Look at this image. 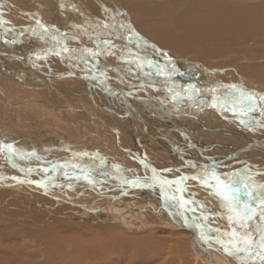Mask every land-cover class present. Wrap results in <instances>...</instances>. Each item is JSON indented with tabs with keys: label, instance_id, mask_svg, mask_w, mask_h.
<instances>
[{
	"label": "rangeland",
	"instance_id": "374dc122",
	"mask_svg": "<svg viewBox=\"0 0 264 264\" xmlns=\"http://www.w3.org/2000/svg\"><path fill=\"white\" fill-rule=\"evenodd\" d=\"M128 1H130L131 3ZM133 1L137 2L138 4L133 3L131 0H90V1L89 0H39V4H40L39 6H41V8L40 7L39 8H40V12L43 14V16L45 18H47V20L49 22L52 21V22L59 25L58 30H56L54 28V29H52V31H54L53 33L56 36H59V37L62 36V37H60L61 42H64L66 44L68 42H70V43L72 42L74 46H75V44L78 45L74 40H72L73 36L70 35L72 32H73V34L76 32L79 35H82L85 41H88L89 43L93 42V43L89 44L92 47L100 46V48H101V45H102L104 48H107L111 44L110 45L111 47H116L117 49L120 50L122 47V44L120 42H118L117 39L122 38V36H123V38H125L126 42H128V40H129L128 43L133 47V49H135V50L138 49L139 52L141 51L140 53L142 55H145L147 57V60H146L147 62H146L145 60L139 59V57L137 55H133V54L125 55L124 53L123 54L121 53V55L126 56L127 62L129 65L130 64L132 65V66L131 65L130 66L132 67L133 70L135 68L137 69V66H136V64H137V65H141L140 69L142 71H144V73L148 74L150 72L149 74L153 75V71L151 70L153 66L151 64H148V60H150V61L152 60L151 62H152V64H155L154 65L155 68L157 65L156 63H159L158 66L160 68L163 67L162 70L159 69V70L163 71V73H174L179 68L185 67V65L187 64V61L188 62L192 61V62H195L199 65L208 66L212 70H217V71L219 70L220 76L224 72L222 74L223 76H221V77L223 78V80L225 79V81H229V84H233V85L237 84L236 86H238V85L247 86V88L249 87L251 89L256 87L262 91L264 90V80H263L264 76H260V74L264 73V72H258L257 74H246L244 72L245 67L252 68L255 66H259V65H264V40L261 41V39H264L263 38L264 36L261 38V37H259V35L254 34L253 40L241 38L238 41H234L237 45H242L240 47H232L234 49L230 50V52L233 53L232 55H234L235 57L234 56L231 57V54L229 55L228 53H218L215 56H212L210 59L206 60V59H204L201 56H198L196 54L189 53L187 55H181V54H179L173 50H170L168 48L161 46L160 43L157 42L152 36L149 37L150 35L147 32H145V30H144L145 26L147 27V25L155 24L156 22H162L163 24H166V21L161 17V14H163L162 13V11H164L163 9L164 8L166 9L168 6H170L173 1L172 0H169V1L168 0H165V1L164 0H133ZM19 2L20 1H18V0L17 1L16 0H0V18L4 22V24H3L4 27L8 26L7 29L12 28L15 30V29H18V27H20V28H22V30L25 29L23 32H28L29 30L27 31V29H30V26H32L33 24L35 25V22H36L35 19H37V17H35L34 15L33 16L31 15L33 13H32V11H30L32 9L31 4H33V0H22L20 3ZM149 2H151L153 5L150 6ZM159 2H161V3H159ZM165 3H167V5ZM228 4H230V3H227L226 6H228ZM72 5H73V7H72ZM164 5H166L167 7L166 6L163 7ZM44 8H45L46 12L43 10ZM28 10H29V12H28ZM102 10L104 13L101 12ZM176 10H178V11L175 13H178L179 16L178 15L176 16L174 14V18L175 17L181 18L182 15L185 14L187 8L183 9L182 7H178V8H176ZM221 11H222V13L227 12L224 9L223 10L221 9ZM6 12L10 13L12 16L7 14ZM151 12H156V13L158 12V14H157V16L152 17V16L148 15V13H151ZM26 14H28L30 16H24ZM19 15L27 17L29 19V21L27 23H23L22 20L19 18ZM60 15H62V16H60ZM119 15H120V17H118ZM136 16L138 17V19ZM143 18H144V20H143ZM18 19H19V21H18ZM123 19H124V21H123ZM161 19H163V20H161ZM121 20H122V22H121ZM153 20L156 22H154ZM80 21H81V24L79 23ZM177 21L179 24L177 23ZM177 21L175 19V23H173L172 29H169L166 26H164V28H166L168 30V34L171 35L172 37H176L178 39H185L186 36L183 35V33L185 32V27H184V25H182V23H180L181 22L180 19H177ZM23 24L25 26L27 24V27L29 26V28H26ZM90 24H92L91 25L92 27L90 26ZM9 25H10V27H9ZM127 26L130 29H127L128 28ZM93 27H95V28H93ZM5 28L0 27V29H5ZM132 28L133 29L135 28V29L133 30ZM111 29H112V31L114 30L113 32L116 31L117 34L120 32L118 34L119 36L115 33L110 32L109 30H111ZM66 30L70 33L64 34V31H66ZM56 31H58V32L56 33ZM134 31H135V33H134ZM181 31H183V33ZM38 32L40 35L42 34L43 37H46V36H44V33L42 32V30H38ZM93 32H94V35H93ZM136 32H138V33H136ZM88 35H92L94 37H92V39H90L91 36H88ZM63 36H65V37L63 38ZM70 36H71V38H69ZM139 36H141V37H139ZM204 37H206V38L202 39L201 40L202 42H200V43L197 42V44L194 42L195 45L196 46L199 45V47L204 48L206 46L215 47V46L219 45L220 43H223L225 40H228V42H233V41H231L233 39L232 37H226V38H224L225 36L216 37V36H213V35H210L207 33L204 34ZM99 38H101V39H99ZM114 38L116 40H114ZM141 38H142V40H140ZM8 40L11 42H15V43L20 42V40L15 39V38L14 39L8 38ZM105 41H106V43H105ZM237 42H239V43H237ZM107 43H108V45H107ZM115 44H116V46H115ZM151 44H153V47L151 46ZM156 45L161 47L162 49L154 47ZM244 45H247V46H244ZM79 46L80 45H78V47ZM147 46H148V48H147ZM141 48H143V50ZM154 48L155 49L157 48L160 52L154 50ZM237 48H238V50H237ZM148 49H150V51ZM152 49L156 52H154ZM165 49L168 51H166ZM122 50H124V49L122 48ZM42 51H44V50H42ZM162 51L164 52V54ZM166 52H168V54ZM155 53H157V54H155ZM116 55L118 56L119 54L117 53ZM121 55H119L118 57H120ZM159 55L161 58L157 57ZM173 55H175L176 57L179 56L180 58H182L181 62H178L176 60L177 58ZM48 56H52V55H48ZM150 56L152 57V59H148V57L151 58ZM153 56H154V58H153ZM118 57L109 58V60H111V62H112L111 63L112 65L106 64V67H107L106 70H108V72H109V71H111L112 68H113V70H115L118 67L119 70H122V71H119V75L123 74L122 75L123 77L121 76L122 78H124V77H125V79L129 78L130 79L129 83H131L132 85H138L137 88H142L145 90L148 89L147 90L148 93L154 98V99L148 98V96H146V94L144 92H141L140 90H136V92H135V91H133L134 89L133 90L130 88H128V89L124 88L123 89L124 91H126L128 93L135 92L134 95L137 96V98L140 97L139 100H141L143 98V96L146 97L143 99L147 100L146 101L147 105L150 104V106H149L150 109H149V107L147 105H145L144 102H142V101H140L142 103L136 102L137 100L136 101L133 100V97H131V96H126L125 98L122 97L125 100H128V101L130 100L131 103L133 102V105H135V103H136V105L137 104L139 105V103H140V104H144L146 106L145 107L146 109L141 105H140V107L138 106L140 111L139 110H137V111H138V113L140 112L139 116L141 118H143L145 120V122L147 121L145 127H147L148 131H150V134L153 135V137H155V139L151 138L144 130H142L140 128L142 130L141 131L142 132L141 133L142 139L144 140L143 145H146L144 147V149H145L146 154H147L149 160L151 161V163L158 168L160 166L159 169L162 168L161 169L162 172H165L162 175V176H164V178L168 177L170 179H174V178L186 176L185 171L181 170V173L178 172L179 174L178 173L174 174L175 172L172 171V170L176 169L175 166L180 165V162L178 161V158H180V156L185 158V160H187V158H188L190 163H192V162L197 163V159H198V162H201V163H209L210 162V163L214 164V163H216L217 160H221L222 158L227 157L228 153H233L234 150L240 149V147L243 146V143H245V141H253L255 139V138L253 139V137L249 134V140L247 138H245L244 139L245 141H244L243 138H241V140L239 141L240 138H238V136H235L236 139L233 140V138L231 137V135L228 132V129L224 128L223 126H230V128H233V127L239 128L240 126H237L234 121H231V122H233L235 124V126L232 124H228L229 122H228V120H226V117H228V116L226 114L224 115L223 119H220L219 117L214 118V119H218L219 121H214V123H212L210 121L211 118H209V116L214 114L215 117H217L216 116L218 114L217 112L220 113V111L221 112L224 111L223 109L221 110L220 108H218L217 105H213V106L215 109H218L220 111H218V110L212 111V112L210 111L211 112L210 113L208 110H206V108L200 107L199 104H185V105L182 104V102L184 101L182 98H180L182 102L181 103L178 102L175 98H173L171 96L169 91L165 90L166 88L170 89L176 95H181V96H183V98L184 97L187 98V97H191L194 94V93L192 94V92H194V91L191 88L195 89V87L190 86L189 87L190 89H188V90H187V87H184L183 89L179 88L175 84L176 81H174V80L172 81V79L171 80L170 79L169 80L168 79H162V80L158 79V81L161 80V82L160 81L158 82L157 80L153 81V82H150V81L148 82V81L144 80L145 83H148L150 85H153V83H155L157 85L160 84L159 86H161V83H162V85H164V87H166L165 89H162V90L158 89V88H154L152 90V89H149L146 85L139 86L140 83H143L144 81H141L142 80L141 78H139V79H138V77L136 78L132 74V71L129 73L128 69L125 68L124 65H122L121 68H120V65L119 66L116 65L117 61H115V60L121 61L118 59ZM134 57L136 59H134ZM163 57H164V60H163ZM244 57H246V58H244ZM82 58L88 59L89 57L87 58V56L85 54H83ZM168 58H169V60H168ZM238 58H240L242 60H240V59L238 60ZM157 59L160 60V62L157 61ZM165 59H167L166 61H174V63L173 62H171V63L167 62V63H165V65H162L161 63H163L165 61ZM50 60L53 61L51 63H54V59L52 57H50ZM112 60L115 62H113ZM131 60H133V61H131ZM138 60H140V62ZM12 61L16 62L17 60L14 59ZM100 61H101V59H100ZM129 61L132 63H130ZM0 62H1V64L4 65L5 68L9 67L7 69L10 70V64H8L7 61H5L2 57H0ZM48 62H49V60H48ZM169 63H170V65H169L170 67H167L166 65H168ZM23 64H26V63H23ZM38 64L41 65V62H39ZM142 64H143V67H142ZM146 65H148V67ZM60 67L61 66H59L58 68H60ZM49 68H54V69H49L51 71H53V70H54V72L58 71L57 69H55L56 68L55 65L50 64ZM83 68H84V66H78L79 71H81V72L84 71V72L89 73V71H87L86 68L85 69H83ZM146 68H147V70L149 69L148 72H147ZM165 68L167 69V71ZM46 69L47 68H45V70ZM60 69H62V67ZM234 70L235 71L238 70L237 76L235 78L231 73H229V72H235ZM123 71H125V72H123ZM192 71H194V70H192ZM112 72L113 71L109 72L111 76L113 74L117 75L116 72L115 73L114 72L112 73ZM201 73H202V71H201ZM154 74H155V72H154ZM29 77L30 76L27 77V79H28L27 81H25L24 79L19 80L18 78H13L11 76H7V74L5 75V73L0 71V109H1L0 110V120H1L0 121V139L4 141V143H3L4 146H7V147L11 146L10 150H8V151H10V153L13 152V155L15 154L13 156L14 162L11 163V162H9V161H11L9 158V155H5L4 154L5 151L0 149V153H1L0 154V162H1L0 168L2 167V165L6 164L8 166V164H10L8 167L6 165L3 166L1 168L2 171L0 170V172L1 173H9V174L12 173L14 175V177H17V178L23 179V180L33 179V180H35V182H37V181L44 182V186L42 188H45V187L48 188V186H50L48 188V191L50 190L49 192H50V195L53 196L52 197L53 199L50 200V199H48V197L44 196L43 194H40V195L39 194H33V193H30V190H26L25 191L26 195H24L26 198L23 196L22 193H15L14 192L12 194L13 195V196H11L12 199H9L10 202H7V207L10 208L8 211L5 210L0 205V217H1V219H0V232L2 230H5L4 234H2V233H0V234L2 236H4L3 241H2L4 243V246H5V244H9L10 241L12 240V243L14 242V244H17L21 248L22 247L21 244H18V243H20L21 240H23V238L25 236L27 237V233L21 232V228L18 226L15 227L14 224H13L14 226H12V228L13 229L15 228V230H18V231L16 232V234L12 233L11 230L7 229V227L9 225L5 227V222L2 219H6L5 221H7V222L10 221L11 223L15 222L16 225H21V226H23L29 230L30 229L36 230V229L40 228L42 230V233L40 234L41 237L48 242H51L53 233L56 234L54 237L53 243H55L56 240L59 237H61L64 240L63 244L67 246L65 248V250H69V253H71L69 264H73L77 261L80 264H155V262H157V261H161L160 262L161 264H212V263H209L210 262L209 259L208 260L206 259L208 262L207 263L205 261L204 257L202 258V260L200 258L198 259L197 257H194V256H196L195 254L198 253V251L200 252V250H198V248H196V247H198V241H196L193 238L191 232L182 223L181 218H180L177 210H175L173 208V206H171L170 203H167V202H169V199L160 198L162 200L158 201L156 195L154 196L155 198L150 197L149 195H151V194L148 195L147 193H149V192L146 193L147 190L137 192V190L133 189L134 190L133 191L132 188H130L127 185L124 186V184H118L114 180L112 181V180L105 178L103 176L104 173L101 171L100 167L97 168L95 163H93L91 161L85 162V161H81L79 159H75L72 157V155H70V153L66 154V152H63L61 150H57V149L51 150L50 149L52 146L50 144L59 146L60 142H64L69 147L74 148V150H77V151H80V150L95 151V153H97V154L104 155V156L108 157L111 163L117 165V167L120 170H122L123 175L127 179L142 180L145 178L144 173H141L143 171V168L141 167V164L138 161L136 155L129 154V151L131 150V148L129 149L130 145H125L124 143H122V145L126 146V148H127V151H124L122 148L119 147V145H117V142L120 140L124 141L125 139H123V138L121 139V137L117 138V136L114 137L111 134L112 130L107 128V127H110V128L113 127V128H115V130L117 129V130L123 132L122 121L120 119H116V116L114 117V115L108 114L105 111H102L98 107V105L87 94H85L86 92L85 93L83 92V91H85L84 89H81V88H83L82 87L83 81L80 80L79 81L80 83H77V81L74 80L75 84L79 86V88H78V86H76V89L74 90V92H72L73 91L72 86H70V85H68V87L65 86L66 81L60 82V83H63L62 84L63 89L60 88V90H61L60 92L52 91V92H55V95L52 94V92H51V95H49L48 91H46L45 88L39 87L37 85V84H39V82H37V81L34 82L37 84L32 86L30 82L34 81V80H31ZM182 78H184V77H182ZM44 79L46 81V77L43 78V81H44ZM65 79H67V78H63V79H59V80L57 79L54 81L55 82L56 81H63ZM69 79H76V78H69ZM167 80L170 82H168ZM21 81H23V82H21ZM230 82H232V83H230ZM28 83L30 84V87H29ZM95 85H97V87H100L98 84H95ZM25 86H26V88H25ZM68 88H70V89H68ZM198 88L200 89V87H198ZM240 88L243 89L242 87H240ZM95 89L99 90L98 88H95ZM184 89H186V90H184ZM245 90L248 91V89H245ZM100 91L101 90L97 91V93L95 95L96 96L101 95L102 93L100 94ZM201 92H202V90H201ZM72 93H75V94L73 95ZM226 93H227V91H226ZM201 94L204 95V92ZM230 95H231V93H230ZM107 96H108V93H107ZM222 96L218 95L217 97L220 100L222 98ZM199 97H201V96H199ZM109 98L110 97L108 96L107 99H109ZM260 98H261V94H260ZM32 99H33V101H32ZM162 99L166 103V105H164V106L161 104V101H160ZM165 99H167V100H165ZM41 100H43V101H41ZM55 100H58V101L56 102ZM104 100L105 101H104L103 106L105 105L104 107L111 108L110 103L107 102L106 99H104ZM208 100H210V99H208ZM54 101H55V103H54ZM60 101H61V103H60ZM63 101H64V103H63ZM148 101H153L154 103L148 102ZM206 101L207 100H204L203 103H206ZM263 101H264V99H263ZM207 102H209V101H207ZM80 103H82V105L83 104H85V105L82 106ZM228 103H230V102H228ZM231 103L235 104L233 102H231ZM58 105H60V106H58ZM188 105L190 108L188 107ZM29 106H30V109H29ZM85 106H86V108H85ZM181 106L183 108H181ZM2 109L5 112H3ZM80 109L83 111H86L91 116L90 115L85 116V114H83L81 111H79ZM54 110L55 111L57 110V111L55 112ZM58 110H60V111H58ZM67 110H70V112L71 113L73 112V113L70 114L69 111L67 112ZM141 110H142V113H141ZM155 110H157V111H155ZM144 111H145V113H144ZM176 111L177 112L180 111L179 114L176 113ZM152 112L154 114H152ZM99 113L100 114L102 113V114L100 115ZM57 114H59V116H55ZM168 114H170V115H168ZM128 115L130 117L132 116L135 119V121H137L136 118L132 115V113H130ZM189 116H191V117L189 118ZM201 116H203V117H201ZM3 117H5V118H3ZM100 117H101L103 123H102V121L98 122V119H100ZM154 117H155V119H154ZM174 117L177 119H175ZM168 118H169V120H168ZM179 118H181V120ZM202 118L204 119L203 121H202ZM165 119H167L166 121H168L169 123L166 122ZM199 119H200V121H199ZM51 120H52V123H51ZM48 121L50 122L49 124L47 123ZM104 122H106V123H104ZM148 122L150 125L148 124ZM159 122H162V125ZM246 122L247 121H245V123ZM167 123H168V125H167ZM157 124H158V126H157ZM175 125L176 126L178 125V126L176 127ZM10 126H12L14 129H12ZM43 126L45 128H43ZM52 126H55L54 127L55 129ZM104 126H106V127H104ZM137 126H138V122H137ZM171 126H173V127H171ZM185 126L186 127L188 126V128H184ZM15 127H17V128H15ZM159 127H162V128H159ZM174 127H176L181 132L182 131L185 133L187 132V136L189 134V137H187V139H185L186 138L185 133L181 134V133H174L173 131L172 132L169 131V130H173ZM195 127H197V128H195ZM217 127H218V129H217ZM25 128L27 130H25ZM149 128L152 130H150ZM124 130L126 131V128H124ZM44 131H52V134L50 132H44ZM153 131H154V133H153ZM168 131L170 132L171 135L168 134L169 133ZM166 132H168V133H166ZM19 134H21V135H19ZM33 134H35V135H33ZM56 134H57V136H56ZM191 134H192V136H191ZM207 135H209V136L207 137ZM1 136H3V137H1ZM19 136L20 137L22 136V137L20 138ZM46 136H49L51 138L54 137V138L50 140L49 138H46ZM204 136L208 140L203 138ZM62 137H63V139H61ZM148 137H150V139L152 141L149 140ZM161 137H169L170 140L172 139L171 141H172V143H174L175 149L177 150L179 148L177 151L179 156L176 154V152L172 151V148L169 144L164 142V140H161L162 139ZM39 138H41L42 140ZM94 138H96V139H94ZM14 139H16V140H14ZM57 139H59V140L56 141ZM93 139H94V141H93ZM180 139L181 140L183 139V140L181 141ZM34 140L36 142H34ZM54 140H55V142H54ZM8 141H9V143L13 144L14 146L9 144ZM20 141H21V143H20ZM32 141H33V143L31 144L30 142H32ZM108 141H112V143L108 142ZM160 141L163 143H161ZM237 141H239V142H237ZM190 142H192L191 145H190ZM212 142H214V143L212 144ZM232 142H234V143H232ZM146 143H148V144H146ZM205 143H207V144L204 145ZM60 144H62V143H60ZM150 144H152V145H150ZM161 144H163V145H161ZM112 145H113V147H111ZM202 145H204V146H202ZM215 145H216V147H215ZM210 146H211V148H210ZM22 148H23V150H22ZM34 148L40 149L41 153H36V152L33 153L32 150ZM126 148H124V149L126 150ZM13 149H14V151H13ZM118 150H120V151H118ZM197 151H198V153H197ZM247 151H249V150H247ZM247 151H245V152H247ZM191 152H192V154H191ZM16 154H17L18 158H15V157H17ZM163 154H165V157ZM206 154H207V156H206ZM210 154H211V156H210ZM213 154H215L216 157L213 156ZM35 155H37V156H35ZM170 155L173 157L171 158ZM187 155H188V157H187ZM26 156H28L29 158ZM5 158H7V159H5ZM238 158H239V156H238ZM8 159H9V161H6ZM248 159H250V158H248ZM3 160H4V162H2ZM32 160H34V161H32ZM204 160H205V162H203ZM96 162H97L98 166L100 165L102 168L101 164H103L104 162L102 163V160H100V159L96 160ZM251 162H253V160ZM17 163H19V164H17ZM228 163L229 162H227V164ZM15 164H17L15 166L17 168L13 167ZM223 164L224 165L222 167L221 166H219V167L217 166L215 168L213 167L209 171L210 172L224 171L227 173H232L231 171H232L233 167L226 166L227 165L226 163H223ZM241 164H243V165H241ZM103 165H104L103 167H105V170L107 171V173L110 176H114V173L105 164H103ZM165 165H166V167H165ZM167 165L168 166L170 165L169 166L170 168ZM87 166L90 167V169ZM173 166H174V168H172ZM235 166H236V168H240V167L246 168V171H243V172L241 171L242 174L240 173L241 174L240 178L244 182L251 183L252 181H257L258 184L261 183L259 185H264V182H263L264 181V174H260V175L258 174V175H256L257 177H255V175H254V176H252V178L245 179L247 177H244V176L246 175L247 172L249 174H251L254 171L252 169V167H250L248 164H245L242 162L237 163V165H235ZM235 166H234V168H235ZM7 168H9V169H7ZM204 169L206 170V167ZM235 170L238 173L240 172V171H238V169H235ZM131 172H134V173H131ZM263 173H264V171H263ZM101 174H102V176H101ZM86 175L91 180V183L89 182V179L84 178ZM135 175L141 176V178H138ZM65 176H69V178H71V179L68 178V180H67V178H65ZM234 178H235L237 183H235L234 180L232 181L230 176L226 177V179H224V180L222 179L221 181H224L223 183L227 182L226 184H232L235 188H238L239 193L237 194V198L241 201V203L244 204L247 201V200H245L247 197L246 198L244 197L245 196V194H244L245 188H244V184H242L243 181H241L237 177V175ZM260 178H261V181L259 180ZM102 179H104V181ZM105 179H107V181ZM204 179H206V181L204 180L205 182H207L206 184L211 185L213 183L212 186L215 185L213 188H215L214 190H216V191H212L210 189L201 187L198 183V178L191 179V181L189 179L186 181V183L185 182L183 183V186L185 187V189H187V196H185V198L187 199V200L185 199V207L187 208V217L190 220V222L195 226V228H194L195 233L198 236H200V234H202V233L206 234L205 236H207V235L208 236L209 235L217 236L218 234L216 232L212 233L210 229L200 228L197 226L199 224L205 225V226H210L211 224L214 223V226H217L216 229L219 230V237L220 238L223 237V235H221L220 233L221 232H227V229L224 227H221L220 221H219L220 217H218V215L216 213H213V210H215L216 212L217 211L218 212L220 211V213L223 212V215L225 214L223 217L224 223H226L227 225H228V223L234 224V226L237 227V229H239L243 235L242 223L240 221L236 220L235 218H234V220H236V221L229 219V216L231 214L229 207L225 203H222V202L219 203V202L212 199V197L217 198V195H218V193H216L218 187H217V184H215L216 183L214 180L215 178L206 177ZM208 179L210 181H207ZM262 179H263V181H262ZM100 180H101V182H100ZM211 180H212V182H211ZM248 180H250V181H248ZM146 182L145 183L143 182L144 186H148L149 182L147 184H146ZM54 183L58 184L59 186H51V184L53 185ZM149 184L151 187L148 186V188L150 191H154V194H155V190L157 191V189H155V188H158V190L160 189L154 183H149ZM32 186L38 188V186H34V185H32ZM128 187H129V189H128ZM153 187H155V188H153ZM173 188H171L172 192H170L171 194L170 193L169 194L172 197H176V199H173V204L175 206H177L178 205L177 202L179 201L178 200L179 198L177 196V193H175V191L173 190ZM51 190H52V193H51ZM58 190H59V193H57ZM135 191L137 193H139V192L140 193L135 194L134 193ZM157 192H158V194H161L160 193L161 191H157ZM205 192H206V194H205ZM208 192H210V193H208ZM124 193H126V194H124ZM207 193L210 195H208ZM204 194H205V196H204ZM51 196H50V198H51ZM132 196H133V198H132ZM210 196H212V197H210ZM35 197H39L43 200H38ZM28 199H30V201ZM135 199H137V200H135ZM1 201H2V199L0 198V203H2ZM188 201H190V202H188ZM197 201H199V203ZM208 201L210 203H208ZM39 202L48 203V204H45L46 205L45 206V209H46L45 212L46 213L49 210V211H53V212L59 211V214L53 215V217L49 216L47 218L41 219V222H38V221L32 222V220H33L32 216H34V218L37 217L38 220H40V216H38V215L42 214V213H39L40 209L38 208L39 205L37 204ZM51 204H53L54 206H52ZM27 205L32 210L31 212H27V210H25V206H27ZM242 206L243 205H241L239 207V208H241L240 209L241 211H243ZM210 207H212V208H210ZM223 207H224L225 212L223 211ZM207 209H209V210H207ZM190 211H192V213ZM226 213H227V215H226ZM19 215H23L24 218L22 216H19ZM165 215L167 218L165 217ZM200 216H202L203 218ZM226 219H228V220H226ZM262 219L263 218H260L258 220V222H256L257 224L253 225V227L256 230L260 231V230L264 229V227L262 225V223H263ZM206 222H208V224ZM211 227H213V225H211ZM50 229L53 231L52 234L48 233V230H50ZM200 230L202 231V233H200ZM218 230H217V232H218ZM208 231L212 234H210ZM233 232L234 231H232V233ZM232 233H230V235H231L230 241H234V242H230L229 240H227L228 242H230V243H227L228 246L232 245V246H229L230 249L231 250L233 249V251H236V255L239 256V258L246 260V261H249L251 263L250 260H252L254 255L252 256V251L250 250V248L246 247L245 243H243V240L240 239V237H242L240 235V232L238 233L239 234L238 238L241 241L239 239H237L236 237H233ZM245 234H246L245 236L250 238V240H254V241L257 240L258 241V242L257 241L252 242L253 244H251V245L256 244L258 246V248H260L259 247L260 240H258L259 238L256 237L255 234H253V233L251 234L250 232L248 234H247V232H245ZM18 235H19V237H18ZM17 237L20 238V240ZM28 237H29L30 242L36 241L38 239V237L34 236V235L28 236ZM253 237H254V239H253ZM8 238H11V240H8ZM192 239L194 241H191ZM235 241L237 244L235 243ZM238 241H239V243H238ZM129 242H131V244H130V246H127V245H129ZM231 243H233V244H231ZM31 244L32 243H29L26 246V249H25L26 255L23 254L24 257H22V259L26 262V264H35V261L31 260L30 256H32V257L38 256V250H35L34 248L30 247ZM214 244L216 246L219 245V243H217L216 241H213V245ZM256 245H255V247H257ZM233 246H235L234 248L238 247L237 248L238 250H235L233 248ZM217 248L220 249V250L217 249L218 250L217 253L219 255L221 254L222 256L229 258V256H227L226 254H224L222 252V248H220L219 246ZM1 249L5 250L4 248L0 247V250ZM195 249L197 251H195ZM242 249H244L245 251ZM72 251H74L73 254H72ZM247 251H248V253H247ZM5 252L6 251H3V253H5ZM201 252H202V250H201ZM89 253H95V254L103 255V257L96 260V261H92L88 257ZM100 253H102V254H100ZM245 254H247L246 255L247 257L245 256ZM244 256H245V258H242ZM250 256H252V257H250ZM232 261L233 260L230 259L229 263L235 264V262L234 261L232 262ZM253 263H256V262H253Z\"/></svg>",
	"mask_w": 264,
	"mask_h": 264
},
{
	"label": "bare ground",
	"instance_id": "6f19581e",
	"mask_svg": "<svg viewBox=\"0 0 264 264\" xmlns=\"http://www.w3.org/2000/svg\"><path fill=\"white\" fill-rule=\"evenodd\" d=\"M17 1V0H16ZM18 1H22V0H18ZM90 1V0H89ZM133 3H135V4H138L137 2H135V1H133V0H131ZM165 1V0H164ZM169 1V0H168ZM173 2H172V4L170 5V6H166L167 5V3H165L166 5H164L163 7H167L166 9L164 8H162L164 11H162V13L163 14H161V17L166 21V24H163L162 22H156V21H154V22H156L155 24H149V25H147V27L145 26L144 27V30H145V32H147L150 36L149 37H153L157 42H159L160 43V45L161 46H163V47H165V48H168V49H170V50H173V51H175V52H177V53H179V54H181V55H187V54H189V53H191V54H196V55H198V56H201L202 58H204V59H206V60H208V59H210L212 56H215L216 54H218V53H228L229 55L231 54V57H233L234 55H232L233 53H231L230 52V50H233L234 48H232V47H240V46H242V45H237L234 41H238V40H240L241 38L242 39H248V40H250V39H254L253 38V35L254 34H257V35H259V37H263L264 36V0H172ZM19 2V3H20ZM31 2V1H30ZM128 2H130V1H128ZM162 2V1H161ZM161 2H159V3H161ZM187 2V3H186ZM7 3V2H6ZM29 3V2H28ZM131 3V2H130ZM169 3V2H168ZM227 3H230V4H228V6H226V4ZM57 4V3H56ZM113 4V3H112ZM164 4V3H163ZM40 4H39V0H33V4H31V7H32V9L30 10V11H32V13L33 14H31L32 16L34 15L35 17H37V19H35L36 20V22H35V25L33 24L32 26H30V29H27V31L28 32H23L24 30H22V28H20V27H18V29H13V31L11 32V30L10 29H0V31L1 32H3V33H6L7 31L8 32H10V35H6L5 37H2V38H0V55H3V59L5 60V61H7V63L8 64H10V70L9 69H7V68H9V67H7V68H5V70L7 71V72H9V73H16V74H19V80L21 79V80H25V81H27L28 79H27V77H28V75H25V74H21L22 72H27L28 74H30V73H32L33 75L32 76H30L29 78L31 79V80H34V81H31L30 83H31V85L33 86V85H35V84H37V83H34V82H39V84H37L39 87H42V88H45L46 89V91H48V94L49 95H51V92L52 91H55V92H60L61 90H60V88H62L63 89V86H62V84L63 83H60V82H64V81H66L65 82V86L66 87H68V85H70V86H72L73 87V91L72 92H74V90L76 89V86H78V85H76L75 84V82H74V80H76L77 81V83H80L79 81L80 80H78V79H69V78H67V79H65V80H63V81H50V82H48V79H49V77H51V76H53V75H57V74H64L65 72H67L68 70H67V67H66V65L63 63V60H64V56H63V53L61 52V49L60 50H58V49H55V48H52V49H46V48H44L42 45H44V44H50L52 41H54V39L56 40V41H58L59 42V44L61 45V46H63V47H68V46H73V48L75 47V48H78V45H80V46H87L88 48H90V50L92 49L94 52H95V58H92V57H90L89 56V53L87 52V51H85V50H83V49H81V48H78V56L76 57L75 56V54L73 53V52H71V54L72 55H69V59L68 60H70L71 61V63L69 64V66H71L72 68H75L76 70H78V66H84V64L86 63V65H89V66H92V65H95V66H97V68H100V72H101V74H102V76L104 77V78H106L107 80H108V82L111 84H113V85H115V86H117V87H120L121 88V90L122 91H124L123 89L124 88H130V89H134L133 91H135L136 92V90H140L141 92H144L145 94H146V96H148V98H150V99H154L149 93H148V89L147 90H145V89H142V88H137V86L138 85H132L131 83H129V81H130V79L129 78H126L125 79V77L124 78H122L123 76V74L122 75H119V71H122V70H119V68L117 67V69H115V70H113V68L111 69L109 66V68L111 69V71H113L114 73L116 72V74L117 75H110V73L109 72H111V71H109L108 72V70H106V64L108 65V64H111L112 62H111V60H109V58H114V57H118L116 54L118 53V51L120 52V53H124L125 55H131V54H133V55H137L138 57H139V59H141V60H147V57L145 56V55H142L140 52H139V50L138 49H133V47L128 43L129 42V40H128V42H126L125 44L124 43H122V47H121V49L119 50V49H117L116 47H111L110 45H109V47H107V48H104L102 45H101V48H100V46H97V47H92V46H90L89 44H91V43H93V42H88V41H85L84 40V38H83V36L82 35H79L78 33H74L73 34V32L70 34V35H72L73 36V39L72 40H74L78 45H76L75 44V46L73 45V43L71 44L70 42H68L67 44L66 43H64V42H61V38L60 37H62V36H56L53 32L54 31H52V29H56V30H58L59 29V25L58 24H56V23H54V22H52V21H48L47 20V18H45L44 16H43V14L40 12V8H41V6H39ZM71 5V4H70ZM116 5V4H115ZM149 5L151 6V5H153L151 2H149ZM15 7V6H14ZM40 7V8H39ZM72 7H73V5H72ZM118 7V6H117ZM178 7H182L183 9H186L187 8V10H186V12H185V14L184 15H182V17L181 18H177V17H175L174 18V14L177 16L178 15V13H175V12H177L178 10H176V8H178ZM55 9V8H54ZM61 9V8H60ZM59 9V10H60ZM76 9V8H75ZM161 9V10H162ZM221 9L223 10H225V11H227L226 13H222V11H221ZM44 11H45V8L43 9ZM117 10V9H116ZM25 11V10H24ZM221 11V12H220ZM18 12V11H17ZM28 12H29V10H28ZM46 12V11H45ZM59 12V11H58ZM102 13H104L103 12V10L101 11ZM161 12V11H160ZM181 12V11H180ZM183 12V11H182ZM7 13V12H6ZM19 13V12H18ZM23 13V12H22ZM44 13V12H43ZM7 14H9V15H11L10 13H7ZM52 14V13H51ZM157 14H158V12L156 13V12H151V13H148V15H150V16H157ZM118 15V14H117ZM137 15V14H136ZM12 16V15H11ZM24 16H30V15H28V14H26V15H24ZM24 16H22V15H19V18L22 20V22L23 23H27L28 21H29V19L27 18V17H24ZM60 16H62V15H60ZM103 16V15H102ZM160 16V15H159ZM179 16V15H178ZM17 17V16H16ZM34 17V18H35ZM64 17V16H63ZM62 17V18H63ZM80 17V16H79ZM118 17H120V15L118 16ZM137 17V16H136ZM149 17V16H148ZM160 17V18H161ZM33 18V17H32ZM147 18V17H146ZM150 18V17H149ZM46 19V20H45ZM67 19V18H66ZM137 19H138V17H137ZM159 19V18H158ZM163 19H161V20H163ZM175 19H176V21H177V19H180V23H182V25H184V27H185V32L183 33V31H181L182 33H183V35L184 36H186V38L185 39H178V38H176V37H172L171 35H169L168 34V30L166 29V28H164V26H166V27H168L169 29H172L173 28V23H175ZM64 20V19H63ZM88 20V19H87ZM140 20V19H139ZM142 20V19H141ZM143 20H144V18H143ZM18 21H19V19H18ZM48 24V27L50 28V31L53 33H51V35L52 36H48V32L46 31L47 29H46V27H45V25L43 24V23H45V22ZM120 21V20H119ZM123 21H124V19H123ZM150 21V20H149ZM3 22V21H2ZM121 22H122V20H121ZM126 22V21H125ZM146 22V21H145ZM21 23V22H20ZM62 23V22H61ZM78 23V22H77ZM80 24H81V21L79 22ZM127 23V22H126ZM177 23H178V21H177ZM3 24H4V22H3ZM7 24V23H6ZM5 24V25H6ZM19 24V23H18ZM179 24V23H178ZM24 25V24H23ZM61 25V24H60ZM89 25V24H88ZM92 24H90V26H91ZM112 25V24H111ZM181 25V26H182ZM25 26V25H24ZM80 26V25H79ZM118 26V25H117ZM120 26V25H119ZM178 26V25H177ZM5 27H8V26H5ZM4 27V28H5ZM9 27H10V25H9ZM26 28H29V26L27 27V24H26V26H25ZM92 27V26H91ZM116 27V26H115ZM128 27V26H127ZM2 28V27H1ZM85 28V27H84ZM93 28H95V27H93ZM92 28V29H93ZM100 28V27H99ZM87 29V28H86ZM97 29V28H96ZM127 29H130L129 27L127 28ZM133 29V28H132ZM135 29V28H134ZM133 29V30H134ZM183 29V28H182ZM38 30H42V32L44 33V36H46V37H43V35L41 34H39V32H38ZM62 30V29H61ZM65 30V29H64ZM112 30V29H111ZM132 30V31H133ZM34 31V32H33ZM49 31V30H48ZM96 31V30H95ZM114 31V30H113ZM129 31V30H128ZM136 31V30H135ZM135 31H134V33H135ZM58 31H56V33H57ZM38 33V34H37ZM70 32H68L67 30L66 31H64V34H69ZM106 33V32H105ZM120 33V32H119ZM118 33V34H119ZM136 33H138V32H136ZM210 34V35H213V36H216V37H221V36H225L224 38H226V37H232L233 39L231 40V41H233V42H228V40H225L223 43H220L219 45H217V46H215V47H213V46H206V47H204V48H202V47H199V45H195V43L197 44V42H202L201 40L202 39H204V38H206V37H204V34ZM49 34H50V32H49ZM63 34V35H64ZM117 34V35H118ZM93 35H94V32H93ZM114 35V34H113ZM112 35V36H113ZM262 35V36H261ZM8 36V37H7ZM88 36H91V38L90 39H92V37H94V36H92V35H88ZM119 36V35H118ZM148 36V35H147ZM207 36V35H206ZM50 37V38H49ZM65 36H63V38H64ZM109 37V36H108ZM111 37V36H110ZM123 37V36H122ZM139 37H141V36H139ZM146 37V36H145ZM148 37V38H149ZM8 38H10V39H18V40H20V42H18V43H15V42H11V41H9L8 40ZM67 38V37H66ZM65 38V39H66ZM69 38H71V36L69 37ZM264 38V37H263ZM99 39H101V38H99ZM125 39V38H124ZM231 39V38H230ZM113 40V39H112ZM114 40H116L115 38H114ZM140 40H142V38L140 39ZM251 40V41H252ZM264 39H261V41H263ZM45 41V42H44ZM67 41V40H66ZM93 41V40H92ZM96 41V40H95ZM101 41V40H100ZM118 41V40H117ZM135 41V40H134ZM204 41V40H203ZM118 42H120V41H118ZM132 42V41H131ZM136 42V41H135ZM144 42V41H143ZM195 42V43H194ZM253 42V41H252ZM101 43V42H100ZM105 43H106V41H105ZM113 43V42H112ZM145 43V42H144ZM150 43V42H149ZM237 43H239V42H237ZM84 44H86V45H84ZM103 44V43H102ZM132 44V43H131ZM146 44V43H145ZM241 44V43H240ZM262 44V43H261ZM105 45V44H104ZM107 45H108V43H107ZM137 45V44H136ZM140 45V44H139ZM115 46H116V44H115ZM135 46V45H134ZM151 46L153 47V44H151ZM150 46V47H151ZM244 46H247V45H244ZM263 46V45H262ZM65 47V48H66ZM103 47V48H102ZM137 47V46H136ZM140 47V46H139ZM138 47V48H139ZM154 47H157V48H159V49H162L161 47H159V46H154ZM122 48L124 49V50H122ZM146 48V47H145ZM147 48H148V46H147ZM155 49L154 48V50H156V51H159L158 49ZM263 48V47H262ZM142 50H143V48H141ZM164 49V48H163ZM261 49V48H260ZM42 50H44V51H42ZM138 50V51H137ZM145 50V49H144ZM149 51H150V49H148ZM153 50V49H152ZM153 50V51H154ZM166 50V49H165ZM237 50H238V48H237ZM156 51H154V52H156ZM166 51H168V50H166ZM148 52V51H147ZM160 52V51H159ZM163 52V51H162ZM230 52V53H229ZM244 52V51H243ZM167 54H168V52H166ZM83 54H85L86 56H87V58L88 59H85V58H82V55ZM145 54V53H144ZM147 54V53H146ZM155 54H157V53H155ZM163 54H164V52H163ZM245 54V53H244ZM48 55H52V56H48ZM152 55V54H151ZM166 55V54H165ZM163 56V55H162ZM173 56H175V55H173ZM1 57V56H0ZM16 57V58H15ZM50 57H52L53 59H54V63H51V62H53V61H51L50 60ZM132 57V56H131ZM151 57V56H150ZM157 57H159V58H161L160 57V55L159 56H157ZM169 57V56H168ZM176 57V56H175ZM227 57V56H226ZM235 57V56H234ZM237 57V56H236ZM153 58H154V56H153ZM174 58V57H173ZM177 59V61L178 62H181V60H182V58H180L179 56L178 57H176ZM241 58V57H240ZM240 58H238V60L240 59ZM244 58H246V57H244ZM14 59H16L17 61L16 62H14V61H12V60H14ZM100 59H101V61H100ZM118 59L119 60H121V61H118V60H115V61H117V64L116 65H120V68H121V66L122 65H124L125 66V68H127L128 69V71H129V73L132 71V74L137 78L138 77V79L139 78H141L142 80L141 81H150V82H153V81H158V79H172V81L174 80V81H176V85H177V87H179V88H184V87H187V90L188 89H190L189 87L191 86V87H195V89L194 88H191V89H193V91L194 92H192V96L191 97H184L183 98V96H181V95H176L175 93H173L170 89H167L166 87H164V85H162V83H161V86H159V85H157V84H155V83H153V85H150V84H148V83H145V81L143 82V83H140V85L139 86H141V85H146L149 89H154V88H158V89H165V90H167V91H169V93L171 94V96L173 97V98H175L178 102H182L181 101V99L180 98H182L184 101L182 102V104H199L200 105V107H202V108H206V110H208L209 112L211 111H217L218 109H215L214 108V106L213 105H217V107L218 108H220L221 110L223 109V107H222V105L221 104H219V102L216 100V99H214V98H208V96L209 95H213V96H215L217 99H218V95H220V93L219 92H221V95L220 96H222V98H221V100H223V102L226 104V105H228L229 107V109H228V112L232 115V116H237L239 113H240V115L241 116H244V118H246L245 116V114H242L241 113V107H243V105L239 102V98H238V93L236 92V91H234L233 89H234V87H232V86H235L236 88H239V89H241L240 87L241 86H236V85H233V84H229V81H225V79L223 80V78L221 77V76H223L222 74L224 73H222L221 74V76L219 75V70L217 71V70H212V69H210V67H208V66H203V65H199V64H197V63H195V62H188L187 61V64L185 65V67H183V68H179L177 71H175L174 73H163V71H161L162 70V68H160L159 66H158V64L159 63H156L157 65H156V68L154 67V65L155 64H152V60L150 61V60H148V64H151L153 67H152V71H153V75H150L149 73V75L148 74H146V73H144V71H142L140 68H141V65H137L136 64V66H137V69L135 68L134 70L132 69V65L130 66L129 64H128V62H126L125 64H124V59L120 56V57H118ZM134 59H135V57H134ZM148 59H152V57L151 58H149L148 57ZM175 59V58H174ZM236 59V58H235ZM248 59V58H247ZM46 60V61H45ZM48 60H49V62H48ZM127 60V59H126ZM163 60H164V57H163ZM167 59H165V61H166ZM168 60H169V58H168ZM173 60V59H172ZM237 60V59H236ZM240 60H242V59H240ZM26 61H28L29 63H30V65L32 66L31 68H34L36 71L34 72V69H33V71H29V69L27 68L26 69V67L28 66L27 64H23V63H26ZM45 61V62H44ZM113 61V60H112ZM115 61H113V62H115ZM131 61H133V60H131ZM139 62H140V60H138ZM157 61H159L160 62V60H158L157 59ZM163 62V63H161L162 65H165V63H167V62H173L174 63V61H166V62ZM39 62H41V65H39L38 63ZM47 62V63H46ZM120 62V63H119ZM130 62V61H129ZM147 62V61H146ZM156 62V61H155ZM154 62V63H155ZM162 62V61H161ZM185 62V61H184ZM123 63V64H122ZM130 63H132V62H130ZM137 63V62H136ZM143 63V62H142ZM170 63L168 64V65H166L167 67H170L169 65H170ZM246 63V62H245ZM50 64H52V65H55V69H57L58 71L57 72H53V71H49V69H54V68H49V65ZM181 64V63H180ZM112 65V64H111ZM183 65V64H182ZM4 66V65H3ZM59 66H61L62 67V69H60V68H58ZM114 66V65H113ZM135 66V65H134ZM147 67H148V65H146ZM184 66V65H183ZM2 67V66H1ZM29 67V66H28ZM105 67V68H104ZM115 67V66H114ZM142 67H143V64H142ZM145 67V66H144ZM180 67V66H179ZM45 68H47L46 70H45ZM155 68V69H154ZM173 68V67H172ZM171 68V69H172ZM246 68V69H245ZM244 68V72L246 73V74H257L258 72H264V65H259V66H255V67H252V68H250V67H245ZM83 69H85V67L83 68ZM109 69V70H110ZM157 69V70H156ZM159 69H161V70H159ZM166 69V68H165ZM170 69V70H171ZM196 69V70H195ZM215 69V68H214ZM125 70V69H124ZM145 70V69H144ZM146 70H147V68H146ZM169 70V71H170ZM173 70V69H172ZM192 70H194V71H192ZM79 71V70H78ZM149 71V69L147 70V72ZM166 71H167V69H166ZM165 71V72H166ZM191 71V72H190ZM201 71H202V73H201ZM235 71V70H234ZM81 72V71H80ZM79 72V73H80ZM112 72V73H113ZM123 72H125V71H123ZM127 72V71H126ZM154 72H155V74H154ZM201 74H200V73ZM83 73H85V74H91L90 72L89 73H87V72H84L83 71ZM109 73V74H108ZM229 73H231L233 76H234V78L237 76V73H238V70L237 71H235V72H229ZM36 75H44V76H47V78H46V81H45V79H44V81H42L43 80V78H41V79H38L37 78V76ZM119 75V76H118ZM3 76V75H2ZM122 76V77H121ZM257 76V75H256ZM260 76H264V73H261L260 74ZM129 77V76H128ZM182 77H184V78H182ZM60 79V78H59ZM58 79V80H59ZM137 79V80H138ZM50 80V79H49ZM133 80V79H132ZM136 80V79H135ZM161 80H159L160 82H161ZM167 80V81H168ZM264 80V79H263ZM9 81V80H8ZM24 81V82H25ZM82 81V80H81ZM140 81V80H139ZM158 81V82H159ZM165 81V80H164ZM171 81V82H172ZM197 81V83H195ZM14 82V81H13ZM17 82V81H16ZM21 82H23V81H21ZM89 82V81H88ZM168 82H170V81H168ZM167 82V83H168ZM12 83V82H11ZM19 83V82H18ZM93 82H91V83H89V84H86L85 82H83V88H81V89H84L85 91H83L85 94H87L97 105H98V107L102 110V111H105L106 113H108V114H111V113H109L105 108L106 107H104L103 106V104H104V99H106L107 100V102H109L110 103V105H111V109L112 110H114L115 111V113H112V115L114 114L115 116H116V113H118L119 115H120V118L118 117V116H116V119H120L121 121H122V128H123V132H121V131H119V130H116L117 132H116V135H114V137H116L117 136V138L118 137H121V139L123 138V139H125L124 141H118L117 142V145H119V147L120 148H122L124 151H127V148H126V146H124V145H122V143H124L125 145H130V147H129V149L131 148V150L132 149H134L135 150V153L137 152L138 153V155H140V156H142V152H143V150H142V147H145L146 145H143V139H142V130H144L151 138H154L155 139V137H153V135H151L150 134V131H148V129H147V127H145L146 126V122H145V120L143 119V118H141L140 116H139V113H138V111L137 110H139L140 111V109L138 108V106L140 107V103H142V102H140V100H139V98H137V96H135L134 95V93L135 92H131V93H128V92H126V91H124L126 94H127V96H131V97H133V100H137L136 102H140L139 103V105L137 104L136 105V103H135V105H133V102L131 103V101L129 100H125L126 101V104H127V109H128V111H130V113H132V115L136 118V120L137 121H135V119L131 116H128L127 115V112L124 110V104H123V108H122V102H123V98H121V97H119V96H113V95H110L109 97V99H107L108 98V96H107V94H104V92L103 91H100V94L101 95H95L96 93H97V91H99V90H96L95 88V86L92 84ZM165 83V82H164ZM230 83H232V82H230ZM234 83V82H233ZM23 84V83H22ZM29 84V83H28ZM27 84V85H28ZM207 84H211V86H208V88H207V90H206V86H207ZM216 84H222V85H229V86H231V87H229V90L227 91V93L226 92H224V90L223 89H221V88H219ZM241 84V83H240ZM21 85V84H20ZM26 85V84H25ZM98 85L100 86V87H97V88H103V84L101 83V82H99L98 83ZM174 85V84H173ZM64 86V87H65ZM166 86V85H165ZM29 87H30V84H29ZM198 87H200V89L202 90V92H201V90L198 88ZM25 88H26V86H25ZM78 88H79V86H78ZM243 89H241V90H245V89H248V91H259L260 92V94H261V97H263L264 96V90L262 91V90H260L259 88H247V86H243L242 87ZM28 89V88H27ZM32 89V88H31ZM66 89V88H65ZM68 89H70V88H68ZM78 90V89H77ZM184 90H186V89H184ZM196 90V91H195ZM65 91V90H64ZM128 91V90H127ZM130 91V90H129ZM150 91V90H149ZM246 91V90H245ZM55 92H52V94H54L55 95ZM76 92V91H75ZM185 92V91H184ZM204 92V95H202L201 93H203ZM29 93V92H28ZM36 93V92H35ZM42 93V92H41ZM69 93V92H68ZM99 93V92H98ZM152 93V92H151ZM162 93V92H161ZM230 93H231V95H230ZM37 94V93H36ZM73 95L75 94V93H72ZM179 94V93H178ZM182 94V93H181ZM77 95V94H76ZM87 96V97H88ZM139 96V95H138ZM170 96V97H171ZM199 96H201V97H199ZM75 97V96H74ZM82 97V96H81ZM50 98V97H49ZM84 98V97H83ZM143 98H146V97H144L143 96ZM142 98V99H143ZM202 98V99H201ZM73 99V98H72ZM128 99V98H127ZM169 99V98H168ZM171 99V98H170ZM208 99H210V100H208ZM60 100V99H59ZM165 100H167V99H165ZM204 100H207V101H209V102H207L206 101V103H203V101ZM219 100V99H218ZM263 100V99H262ZM32 101H33V99H32ZM41 101H43V100H41ZM56 102L58 101V100H55ZM55 101H54V103H55ZM62 101V100H61ZM61 101H60V103H61ZM91 101V100H90ZM147 101V100H146ZM161 101V104L164 106V105H166V103L163 101V99L162 100H160ZM28 102V101H27ZM71 102V101H70ZM69 102V103H70ZM87 102V101H86ZM148 102H152V103H154L153 101H148ZM228 102H233V103H235V104H230V103H228ZM53 103V104H54ZM63 103H64V101H63ZM66 103V102H65ZM106 103V102H105ZM173 103V102H172ZM228 103V104H227ZM44 104V103H43ZM42 104V105H43ZM47 104V103H46ZM52 104V105H53ZM72 104V103H71ZM70 104V105H71ZM81 105H82V103H80ZM79 104V105H80ZM93 104V103H92ZM69 105V106H70ZM83 105H85V104H83ZM82 105V106H83ZM109 105V106H110ZM145 105H147V102L145 103ZM160 105V104H159ZM177 105V104H176ZM198 105V106H199ZM58 106H60V105H58ZM64 106V105H63ZM142 106V105H141ZM148 107L150 106V104L149 105H147ZM183 106V105H182ZM181 106V108H183ZM68 107V106H67ZM91 107V106H90ZM95 107V106H94ZM156 107V106H155ZM154 107V108H155ZM160 107V106H159ZM158 107V108H159ZM188 107H189V105H188ZM193 107V106H192ZM53 108V107H52ZM61 108V107H60ZM65 108V107H64ZM69 108V107H68ZM85 108H86V106H85ZM142 108V107H141ZM190 108V107H189ZM29 109H30V106H29ZM48 109V108H47ZM149 109H150V107H149ZM152 109V108H151ZM160 109V108H159ZM158 109V110H159ZM1 110V109H0ZM3 110V109H2ZM6 110V109H5ZM94 110V109H93ZM153 110V109H152ZM162 110V109H161ZM160 110V111H161ZM170 110V109H169ZM174 110V109H173ZM224 110V109H223ZM9 111V110H8ZM29 111V110H28ZM55 111V110H54ZM57 111V110H56ZM55 111V112H56ZM58 111H60V110H58ZM69 111V113L70 114H72L71 112H70V110H67V112ZM79 111H81L83 114H85V115H90L89 113H87L86 111H83V110H79ZM146 111V110H145ZM145 111H144V113H145ZM155 111H157V110H155ZM183 111V110H182ZM181 111V112H182ZM207 111V112H208ZM218 111H220V110H218ZM3 112H5L4 110H3ZM2 112V113H3ZM36 112V111H35ZM151 112V111H150ZM171 112V111H170ZM180 112V111H179ZM179 112H177L176 111V113H178L179 114ZM186 112V111H185ZM190 112V111H189ZM193 112V111H192ZM205 112V111H204ZM203 112V113H204ZM210 112V113H211ZM257 112H258V114H262V115H264V112H261V111H259V109L257 110ZM1 113V114H2ZM8 113V112H7ZM54 113V112H53ZM62 113V112H61ZM64 113V112H63ZM104 113V112H103ZM141 113H142V110H141ZM143 113V114H144ZM157 113V112H156ZM159 113V112H158ZM187 113V112H186ZM218 113V114H217ZM216 114V116L217 117H215V115L214 114H212L211 116H209V118H211L210 119V121L212 122V123H214V121H219L218 119H214V118H220V119H223V117H224V115H225V112L224 111H220V113L219 112H217ZM251 113V111L250 112H247V114H250ZM100 114V113H99ZM102 114V113H101ZM100 114V115H101ZM152 114H154L153 112H152ZM181 114V113H180ZM198 114V113H197ZM200 114V113H199ZM111 115V116H112ZM147 115V114H146ZM168 115H170V114H168ZM167 115V116H168ZM189 115V114H188ZM55 116H59V114H57V115H55ZM69 116V115H68ZM76 116V115H75ZM74 116V117H75ZM91 116V115H90ZM114 116V117H115ZM151 116V115H150ZM176 116V115H175ZM179 116V115H178ZM194 116V115H193ZM196 116V115H195ZM71 117V116H70ZM82 117V116H81ZM108 117V116H107ZM106 117V118H107ZM143 117V116H142ZM148 117V116H147ZM157 117V116H156ZM163 117V116H162ZM161 117V118H162ZM177 117V116H176ZM186 117V116H185ZM191 116H189V118H190ZM201 117H203V116H201ZM235 117H231V116H228V117H226V120H228V124H232V125H234L235 126V124L233 123V122H231V121H234L235 123H236V125L237 126H240L239 128H237V127H233V128H230V126H223L224 128H226V129H228V132H229V134L231 135V137L233 138V140H235L236 138H235V136H238V138H240L239 139V141L241 140V138H243V140L245 139V138H247L248 140H249V134L253 137V141H245V144H246V142H254L256 139H261V142H259V141H257L256 143L258 144V143H263L264 144V122L263 123H249V122H246L245 123V121L246 120H244V118L242 119H237V118H235ZM3 118H5V117H3ZM87 118V117H86ZM160 118V117H159ZM166 118V117H165ZM175 118V117H174ZM188 118V119H189ZM61 119V118H60ZM75 119V118H74ZM100 119H101V117H100ZM109 119V118H108ZM111 119V118H110ZM114 119V118H113ZM146 119V118H145ZM154 119H155V117H154ZM158 119V118H157ZM175 119H177V118H175ZM180 120H181V118H179ZM184 119V118H183ZM182 119V120H183ZM193 119V118H192ZM195 119V118H194ZM4 120V119H3ZM55 120V119H54ZM66 120V119H65ZM95 120V119H94ZM119 120V121H120ZM167 119H165V121H166ZM168 120H169V118H168ZM204 119L202 118V121H203ZM1 121V120H0ZM36 121V120H35ZM40 121V120H39ZM38 121V122H39ZM44 121V120H43ZM120 121V122H121ZM173 121V120H172ZM186 121V120H185ZM195 121V120H194ZM198 121V120H197ZM199 121H200V119H199ZM59 122V121H58ZM85 122V121H84ZM118 122V121H117ZM137 122H138V126H137ZM153 122V121H152ZM164 122V121H163ZM166 122H168V121H166ZM176 122V121H175ZM174 122V123H175ZM222 122V121H221ZM226 122V121H225ZM231 122V123H230ZM46 123V122H45ZM48 124L50 123L49 121L47 122ZM51 123H52V120H51ZM74 123V122H73ZM103 123V122H102ZM104 123H106V122H104ZM159 123H161V125H162V122H159ZM169 123V122H168ZM168 123H167V125H168ZM172 123V122H171ZM173 123V124H174ZM183 123V122H182ZM193 123V122H192ZM205 123V122H204ZM216 123V122H215ZM97 124V123H96ZM114 124V123H113ZM148 124H149V122H148ZM172 124V125H173ZM184 124V123H183ZM182 124V125H183ZM198 124V123H197ZM118 125V124H117ZM150 125V124H149ZM153 125V124H152ZM166 125V126H167ZM180 125V124H179ZM181 125V126H182ZM185 125V124H184ZM191 125V124H190ZM46 126V125H45ZM107 126V125H106ZM106 126H104V127H106ZM111 126V125H110ZM119 126V125H118ZM154 126V125H153ZM157 126H158V124H157ZM156 126V127H157ZM164 126V125H163ZM176 126V125H175ZM178 126V125H177ZM176 126V127H177ZM220 126V125H219ZM218 126V127H219ZM12 129H14L12 126H10ZM53 127V126H52ZM149 127V126H148ZM152 127V126H151ZM171 127H173V126H171ZM218 127H217V129H218ZM86 128V127H85ZM88 128V127H87ZM107 128H109L110 130H111V128L110 127H107ZM124 128H126V131L124 130ZM142 130H141V129ZM159 128H162V127H159ZM167 128V127H166ZM184 128H188V126L186 127H184ZM195 128H197V127H195ZM221 128V127H220ZM48 129V128H47ZM55 129V128H54ZM62 129V128H61ZM150 129V128H149ZM172 129V128H171ZM174 129V128H173ZM7 130V129H6ZM25 130H27L26 128H25ZM49 130V129H48ZM69 130V129H68ZM150 130H152V129H150ZM162 131V130H161ZM169 131H171L172 132V130H169ZM168 131V132H169ZM179 131V130H178ZM226 131V130H225ZM47 132V131H46ZM81 132V131H80ZM168 132H166V133H168ZM179 132H181V131H179ZM16 133V132H15ZM84 133V132H83ZM82 133V134H83ZM97 133V132H96ZM153 133H154V131H153ZM152 133V134H153ZM175 133V132H174ZM168 134H170V132L168 133ZM204 134V133H203ZM206 134V133H205ZM19 135H21V134H19ZM33 135H35V134H33ZM60 135V134H59ZM102 135V134H101ZM171 135V134H170ZM195 135V134H194ZM28 136V135H27ZM32 136V135H31ZM57 136V135H56ZM61 136V135H60ZM161 136V135H160ZM168 136V135H167ZM186 136V138L185 139H187V137H189V134H188V136L187 135H185ZM191 136H192V134H191ZM209 135H207V137H208ZM1 137H3V136H1ZM20 137V136H19ZM22 137V136H21ZM20 137V138H21ZM24 137V136H23ZM38 137V136H37ZM102 137V136H101ZM150 137H148L149 138V140H151L150 139ZM218 137V136H217ZM223 137V136H222ZM230 137V136H229ZM43 138V137H42ZM45 138V137H44ZM46 138H49L50 140L51 139H53V138H51V137H49V136H46ZM60 138V137H59ZM116 138V139H117ZM128 138V139H127ZM162 139L161 140H164V142H166L167 144H169L170 146H171V148H172V151L173 152H176V149H174L175 148V146H174V143H172V139L170 140L169 139V137H161ZM203 138H205V136L203 137ZM225 138V137H224ZM39 139H41V138H39ZM61 139H63V137L61 138ZM90 139V138H89ZM94 139H96V138H94ZM94 139H93V141H94ZM205 139H207V138H205ZM223 139V138H222ZM230 139V138H229ZM246 139V140H247ZM14 140H16V139H14ZM33 140V139H32ZM42 140V139H41ZM137 140V141H136ZM181 140V139H180ZM183 140V139H182ZM181 140V141H182ZM208 140V139H207ZM56 141H58V140H56ZM152 141V140H151ZM156 141V140H155ZM187 141V140H186ZM239 141H237V142H239ZM243 141V142H244ZM23 142V141H22ZM29 142V141H28ZM34 142H36L35 140H34ZM53 142V141H52ZM54 142H55V140H54ZM108 142H111L112 143V141H108ZM149 142V141H148ZM161 142V141H160ZM3 143H4V141L3 140H1L0 139V149L1 150H3V151H5L4 152V154L5 155H9V158H10V160L11 161H9V159L8 160H6V161H9V162H11V163H13L14 162V155H13V152H11L10 153V151H8V150H10V148L9 147H7V146H4L3 145ZM8 143H9V141H8ZM17 143V142H16ZM20 143H21V141H20ZM26 143V142H25ZM31 144L33 143V141L32 142H30ZM57 143V142H56ZM59 143V142H58ZM60 143H62V144H60ZM59 143V146H56V145H53V144H50V145H52L51 146V150H55V149H57V150H61V151H63V152H66V154H69L70 153V155H72V157L73 158H75V159H79V160H81V161H85V162H87V161H91V162H93V163H95V165L97 166V168L98 167H100V169H101V171H102V168H101V166L99 165L98 166V164H97V162H96V160H98L99 158H98V156L100 155V154H97V153H95V155H93V153H91L88 157H83V158H76V156L73 154V152H77V150H74V148L72 149V148H70L67 144H65V143H63V142H60ZM114 143V142H113ZM161 143H163V142H161ZM177 143V142H176ZM175 143V144H176ZM214 142H212V144H213ZM232 143H234V142H232ZM9 144H11V143H9ZM29 144V143H28ZM110 144V143H109ZM146 144H148V143H146ZM156 144V143H155ZM178 144V143H177ZM207 143H205L204 145H206ZM229 144V143H228ZM244 144V143H243ZM12 146H14L13 144H11ZM92 145V144H91ZM95 145V144H94ZM103 145V144H102ZM150 145H152V144H150ZM161 145H163V144H161ZM160 145V146H161ZM166 145V144H165ZM190 145H191V143H190ZM189 145V146H190ZM204 145H202V146H204ZM226 145V144H225ZM234 145V144H233ZM32 146V145H31ZM84 146V145H83ZM96 146V145H95ZM108 146V145H107ZM159 146V147H160ZM168 146V145H167ZM220 146V145H219ZM5 147V148H4ZM33 147V146H32ZM37 147V146H36ZM111 147H113V145L111 146ZM166 147V146H165ZM215 147H216V145H215ZM230 147V146H229ZM241 147H243V146H241ZM240 147V148H241ZM8 148V149H7ZM14 148V147H13ZM45 148V147H44ZM83 148V147H82ZM124 148H126V150L124 149ZM205 148V147H204ZM210 148H211V146H210ZM214 148V147H213ZM16 149V148H15ZM31 149V148H30ZM91 149V148H90ZM153 149V148H152ZM159 149V148H158ZM164 149V148H163ZM179 149V148H178ZM178 149H177V151H178ZM208 149V148H207ZM215 149V148H214ZM20 150V149H19ZM22 150H23V148H22ZM21 150V151H22ZM25 150V149H24ZM101 150V149H100ZM145 150V149H144ZM165 150V149H164ZM170 150V149H169ZM211 150V149H210ZM221 150V149H220ZM239 149H236V150H234V152L233 153H228L227 155L229 156V155H231V154H234V153H236L237 151H238ZM81 151V150H80ZM87 151V150H86ZM118 151H120V150H118ZM155 151V150H154ZM163 151V150H162ZM206 151V150H205ZM225 151V150H224ZM19 152V151H18ZM32 152L33 153H41V150L40 149H33L32 150ZM48 152V151H47ZM166 152V151H165ZM200 152V151H199ZM217 152V151H216ZM43 153V152H42ZM167 153V152H166ZM197 153H198V151H197ZM205 153V152H204ZM1 154V153H0ZM116 154V153H115ZM130 154V153H129ZM175 154V153H174ZM177 154V153H176ZM191 154H192V152H191ZM200 154V153H199ZM225 154V153H224ZM147 155V154H146ZM164 155V157H165V154H163ZM169 155V154H168ZM172 155V154H171ZM170 155V156H171ZM223 155V154H222ZM221 155V156H222ZM226 155V156H227ZM16 156H17V154H16ZM35 156H37V155H35ZM102 156H104V155H102ZM169 156V157H170ZM179 156V155H178ZM206 156H207V154H206ZM209 156V155H208ZM210 156H211V154H210ZM213 156H215V154H213ZM212 156V157H213ZM243 156V157H242ZM26 157H28V156H26ZM105 157V159L107 160V161H110L109 160V158L108 157H106V156H104ZM118 157V156H117ZM168 157V158H169ZM173 156H171V158H172ZM187 157H188V155H187ZM201 157V156H200ZM211 157V158H212ZM216 157V156H215ZM223 157V156H222ZM233 158L235 157V155H233L232 156ZM242 157V158H241ZM15 158H18V156L17 157H15ZM29 158V157H28ZM32 158V157H31ZM35 158V157H34ZM119 158V157H118ZM147 158H148V156H147ZM176 158V157H175ZM190 158V157H189ZM238 158V157H237ZM237 158H234L233 160H231V159H227V161L229 162L228 164L230 165V167H233L232 168V173H227V172H224V171H217V172H214L216 175L215 176H212V175H210V174H199L198 175V183H199V185L201 186V187H204V188H207V189H210V190H212V191H216V190H214L215 188H213L214 186H212V184L210 185V184H206L207 182H205L206 181V179H204V178H206V177H215V184H217V187H218V189H217V192L216 193H218V195H217V198H214V197H212V196H210V197H212L213 199H215V200H217V201H224V197H222L220 194H219V186H220V183H223L224 181H220V179H219V177H218V174H221L222 175V179L224 180V179H226V177H229L230 176V178H231V180L233 181L234 179H232V178H234V177H236V175L238 176V178L241 180V181H243L241 178H240V175L242 174L241 173V171L243 172V171H246V168H244V167H240V168H236V166L235 165H237V163H240V162H242V163H245V164H248L250 167H252V169L254 170L251 174H249L248 172L246 173V175L244 176V177H247V178H245V179H249V178H252V176H254L255 175V177H257L256 175H260V174H264L263 173V171H264V151L263 150H259V149H253L252 150V148L251 149H249V151H247V152H243V153H241L240 155H239V158L237 159ZM248 158H250V159H248ZM5 159H7V158H5ZM4 159V160H5ZM177 159V158H176ZM201 159V158H200ZM203 159V158H202ZM208 159V158H207ZM223 159V158H222ZM4 160L2 161V162H4ZM28 160V159H27ZM78 160V161H79ZM148 160H149V158H148ZM191 160V159H190ZM194 160V159H193ZM215 160V159H214ZM217 160V159H216ZM253 160V162H251ZM16 161V160H15ZM32 161H34V160H32ZM178 161L180 162V165H177V166H175L176 167V169H174V170H172L173 172H175L174 174H176V173H181V170L182 171H185V175L186 176H184V177H179V178H174L177 182H178V179H179V182H181V184H182V186H183V183L185 182L186 183V181H187V178L188 177H190V176H192L195 172H196V170L200 167V166H203V169L205 168V167H207L208 165H210L211 163L209 162V163H201V162H198V159H197V163L196 162H192V163H190L189 162V159L187 158V160H185V158H183V157H181L180 156V158H178ZM195 161V160H194ZM131 162V161H130ZM139 162H140V164H141V167L143 168V171L141 172V173H144V176H145V178H144V180L145 179H151L152 181H153V183L154 184H156L160 189L158 190V188H155V187H153V188H155V189H157V191H161L160 193L161 194H158V192L155 190V194H154V191H150L149 190V188H148V186H150V184L149 183H151V181H149V183L148 182H146V184L148 183V186H144V183L143 182H141V180H137V179H127L124 175H123V172L121 171L120 172V174H118V172H116L115 170H114V168L111 166V165H109V164H107V163H104L113 173H114V176H112L113 178H115L116 180H114V181H116L118 184H124V186L125 185H127V186H129L130 188H132V190L134 189V190H137V192L138 191H146V193L147 192H149V193H147L148 195L149 194H151V195H149L150 197H154L155 195H156V197H157V200L158 201H161L162 199H160V198H167V199H169V201L171 200V201H173V199H172V196L170 195L171 193L170 192H172V189L171 188H173L172 186H171V182L169 181V183H165L167 180H166V178H164V176H162V175H160V176H157L156 177V174H154L153 176L155 177H153L152 176V172H151V170L150 169H148V164H147V162H144L143 160H139ZM159 162V161H158ZM203 162H205V160L203 161ZM208 162V161H207ZM213 162V161H212ZM217 162V161H216ZM1 163V162H0ZM149 163H151V161L149 162ZM17 164H19V163H17ZM17 164H15L13 167H15ZM33 164V163H32ZM6 165V164H5ZM5 165H2V167L3 166H5ZM10 164H8V166H9ZM44 165V164H43ZM46 165V164H45ZM224 165V164H223ZM223 165H218V167L219 166H223ZM241 165H243V164H241ZM7 166V165H6ZM7 166V167H8ZM24 166V165H23ZM37 166V165H36ZM47 166V165H46ZM89 166V165H88ZM87 166V167H88ZM168 166V165H167ZM170 166V165H169ZM168 166V167H169ZM226 166H228V165H226ZM234 166H235V168H234ZM240 166V165H239ZM246 166V165H245ZM1 167V168H2ZM165 167H166V165H165ZM213 167V166H212ZM1 168H0V170H1ZM5 168V167H4ZM12 168V167H11ZM15 168H17V167H15ZM89 169H90V167H88ZM125 168V167H124ZM159 168H160V166H159ZM170 168V167H169ZM172 168H174V166L172 167ZM215 168V167H214ZM229 168V167H228ZM7 169H9V168H7ZM162 169V168H161ZM160 169V170H161ZM212 168H210V169H208V170H211ZM222 169V168H221ZM235 169H238V171H240L239 173L238 172H236V170ZM15 170V169H14ZM205 170V169H204ZM216 170V169H215ZM248 170V169H247ZM2 171V170H1ZM5 171V170H4ZM27 171V170H26ZM177 171V172H176ZM187 171V172H186ZM226 171V170H225ZM100 172V171H99ZM103 172V171H102ZM250 172V171H249ZM19 173V172H18ZM35 173V172H34ZM104 173V172H103ZM102 173V174H103ZM106 173V172H105ZM103 174V176L105 177V178H107V179H109V180H111L109 177H108V175L107 174ZM131 173H134V172H131ZM165 173V172H164ZM169 173V172H168ZM167 173V174H168ZM178 173V174H179ZM241 173V174H240ZM21 174V173H20ZM77 174V173H76ZM102 174H101V176H102ZM110 176V175H109ZM135 176H137L138 178H141V176H138V175H135ZM143 176V177H144ZM263 176V175H262ZM37 177V176H36ZM63 177V176H62ZM84 177V176H83ZM259 177V176H258ZM65 178H67V180H68V178H69V176H65ZM218 178V179H217ZM69 179H71V178H69ZM107 179H105L106 181H107ZM174 179H172V180H174ZM190 179V178H189ZM188 179V180H189ZM211 179V178H210ZM238 179V180H239ZM258 179V178H257ZM48 180V179H47ZM46 180V181H47ZM103 181H104V179H102ZM197 180V179H196ZM205 180V181H204ZM237 180V181H238ZM260 181H261V178L259 179ZM190 181H191V179H190ZM207 181H210L209 179L207 180ZM226 181V180H225ZM235 181V183H237L236 182V180H234ZM248 181H250V180H248ZM262 181H263V179H262ZM64 182V181H63ZM100 182H101V180H100ZM168 182V181H167ZM178 182V183H179ZM211 182H212V180H211ZM214 182V181H213ZM264 182V181H263ZM61 183V182H60ZM99 183V182H98ZM225 183H227V182H225ZM240 183V182H239ZM238 183V184H239ZM94 184V183H93ZM97 184V183H96ZM242 184H244V186L245 185H247L248 187H247V191H249V192H253V193H259L260 191H261V189H262V186H264V185H259V184H261V183H259L258 184V182L257 181H252L251 183H246V182H244L243 181V183ZM253 184V185H252ZM32 185H34V186H38V188H36V187H33ZM44 186V182H40V181H37V182H35V180H33V179H25V180H23V179H19V178H17V177H14V175L12 174V173H1L0 172V198L2 199V203H0V205L5 209V210H9L10 208H8L7 207V202H10L9 201V199H12V197L11 196H13L12 194L15 192V193H22L23 194V196L24 195H26L25 193V191L26 190H30V193H33V194H43L44 196H46V197H48V199H53L52 197L53 196H51L50 195V190L48 191V188L50 187V186H48V188H42ZM51 186H59L58 184H56V183H54L53 185L51 184ZM95 186V185H94ZM186 186V185H185ZM243 186V185H242ZM40 187V188H39ZM129 187H128V189H129ZM151 187V186H150ZM113 188V187H112ZM117 188V187H116ZM245 188V187H244ZM122 189V188H121ZM126 189V188H125ZM54 190V189H53ZM133 190V191H134ZM149 190V191H148ZM244 190V189H243ZM91 191V190H90ZM115 191V190H114ZM130 191V190H129ZM208 191V190H207ZM211 191V192H212ZM29 192V191H28ZM121 192V191H120ZM136 191L134 192L135 194L137 193ZM157 192V193H156ZM174 192V191H173ZM242 192V191H241ZM29 193V194H30ZM51 193H52V190H51ZM57 193H59V190L57 191ZM140 193V192H139ZM139 193H137V194H139ZM170 193V194H169ZM175 193H177V196H178V205L177 206H175L174 204H173V202H172V205L171 206H173V208L175 209V210H177V212H178V214H179V216H180V218H181V221H182V223L187 227V229L189 230V224L192 226V228H193V231H194V228H195V226L190 222V220L188 219V217H187V208L185 207V203L182 205L181 204V200H183L184 202H185V196H187V189H185V187L183 186V188L182 189H180V192H178V191H175ZM208 193H210V192H208ZM207 193V194H208ZM124 194H126V193H124ZM205 194H206V192H205ZM205 194H204V196H205ZM31 195V194H30ZM54 195V194H53ZM119 195V194H118ZM143 195V194H142ZM141 195V196H142ZM208 195H210V194H208ZM50 196H51V198H50ZM121 196V195H120ZM145 196V195H144ZM143 196V197H144ZM216 196V195H215ZM243 196V195H242ZM25 197V196H24ZM45 197V198H46ZM59 197V196H58ZM246 199L245 200H247L245 203H248V204H250L251 205V207L254 209V212L253 211H251V212H249L248 213V217L245 219V220H242V219H239V218H237L236 216H238L237 215V212L236 211H232V210H230V212H231V214H230V216L229 217H231L232 216V220H234V218L236 219V220H238V221H240L241 223H242V225H243V235H242V233H241V231L239 230V229H237V227H234L233 225H231L230 223H228V225L226 224V223H224V215H223V212L222 213H220V211L218 212H216L215 210H213V213H216L217 215H218V217H220V225H221V227H224V228H226L227 229V232H223V233H225V234H221V235H223V237L222 238H220V237H218V235L217 236H213V235H207L206 237L207 238H209V242L208 243H205L203 240H201V234H200V236H198L196 233H195V231H194V233H192L191 232V230H189L190 232H191V234H192V236H193V238L196 240V241H198V247H196V248H198V250H200V252L198 251V253H196L195 255L196 256H194V257H197L198 259L200 258L201 260H202V258L204 257V259H205V261L207 262V260L209 259V263H212V264H228L229 262H230V259H232L234 262H235V264H252L253 262H256V263H253V264H264V258H262V257H264V250H262L261 248H258V246L257 247H255V245H251V246H248V245H246V247H248V248H250V250L252 251V256L254 255V257L252 258V260H250L251 261V263L249 262V261H246V260H243V259H241V258H239V256H237L236 255V251H233V249L231 250L230 249V247L229 246H232V245H229L228 246V244L227 243H230V242H234V241H230V239H231V235H230V233H232V231H236L237 233H239L240 232V235L242 236V237H244L246 234H245V232H247V234L250 232L251 234L253 233V234H255L256 235V237H258L259 239L258 240H260V235L262 234V230H256L254 227H253V225L254 224H257L256 222H258V220L260 219V218H263L262 219V221H263V223H264V217H262V214H264V205H261V203H260V200L259 199H253V198H251V197H249V196H244ZM243 197V198H244ZM26 198V197H25ZM29 198V197H28ZM35 198H37L38 200H43V199H41V198H39V197H35ZM132 198H133V196H132ZM155 198V197H154ZM16 199V198H15ZM140 199V198H139ZM153 199V198H152ZM199 199V198H198ZM29 201H30V199H28ZM66 200V199H65ZM135 200H137V199H135ZM155 200V199H154ZM187 200V199H186ZM190 200V199H189ZM164 201V200H163ZM243 201V200H242ZM188 202H190V201H188ZM198 203H199V201H197ZM167 203H169V202H167ZM208 203H210L209 201H208ZM39 206H38V208L40 209V212L39 213H42V214H39L38 216H40V220H38V218L36 219V218H34V216H32L33 217V220H32V222H36V221H38V222H41V219H44V218H47V217H53V215H57V214H59V211H55V212H53V211H49L48 210V212L46 213L45 212V204H48V203H46V202H39V203H37ZM54 204V203H53ZM53 204H51L52 206H54ZM162 204V203H161ZM202 204V203H201ZM225 204L229 207V209H231L232 207H235L234 205H231L230 204V202L228 201V200H226L225 201ZM209 205V204H208ZM241 205H243L242 206V208H244V204L243 203H240V205H239V207L241 206ZM204 208V207H203ZM208 208V207H207ZM210 208H212V207H210ZM12 209V208H11ZM165 209V208H164ZM163 209V210H164ZM201 209V208H200ZM25 210H27V212H31L32 210L30 209V207L27 205V206H25ZM37 210V209H36ZM207 210H209V209H207ZM21 211V210H20ZM38 211V210H37ZM223 211H224V207H223ZM239 211H240V213H242L243 211H241L240 209H239ZM26 212V213H27ZM191 213H192V211H190ZM225 212V211H224ZM24 213V212H23ZM165 213V212H164ZM207 213V212H206ZM20 214V213H19ZM44 214V215H43ZM203 214V213H202ZM212 214V213H211ZM100 215V214H99ZM216 215V216H217ZM226 215H227V213H226ZM19 216H22L23 217V215H19ZM243 216V215H242ZM31 217V218H32ZM165 217H166V215H165ZM200 217H202V216H200ZM209 217V216H208ZM15 218V217H14ZM24 218V217H23ZM22 218V219H23ZM167 218V217H166ZM228 218V217H227ZM0 219H1V217H0ZM176 219V218H175ZM214 219V218H213ZM2 220H4V222H5V227L6 226H8L7 227V229H9V230H11V232L12 233H14V234H16V232L18 231V230H15V228L13 229L12 228V226H14L15 225V227H20L21 228V232H25V233H27V237L25 236L24 238H23V240H21V242L20 243H18V244H21V248H20V246H18L17 244H14V242L12 243V240H11V238H8V240H11L10 241V243L9 244H5V246H4V243L2 242L3 241V237L4 236H2L1 234H0V247H2V248H4L5 250H3V249H1L0 250V264H26V262L22 259V257H24V255L23 254H25V249H26V246L29 244V243H32L31 245H30V247H32V248H34L35 250H38V256H36V257H32V256H30V258H31V260H34L35 261V264H69L70 263V255H71V253H69V250H65V248L67 247L66 245H64L63 244V239L61 238V237H59L57 240H56V244L55 243H53V240H54V237H55V233H53V231L50 229V230H48V233H53L52 234V239H51V242H48V241H46L45 239H43L42 237H41V233H42V230L40 229V228H38V229H36V230H29V229H27V228H25V227H23V226H21V225H16L15 224V222H10L9 220V222H7V221H5L6 219H2ZM226 220H228V219H226ZM236 220H234V221H236ZM176 221V220H175ZM179 221V220H178ZM123 222V221H122ZM167 222V221H166ZM226 222V221H225ZM229 222V221H228ZM175 223V222H174ZM262 223V225H263V227H264V224ZM14 224V225H13ZM180 226V225H179ZM198 227H200V228H206V226L205 225H201V224H199V225H197ZM211 226V225H210ZM241 227V226H240ZM197 228V227H196ZM213 228V227H212ZM214 229H216V228H214ZM231 229V230H230ZM241 229V228H240ZM218 229H216V231H217ZM4 231L5 230H2L0 233H2V234H4ZM199 231V230H198ZM204 231V230H203ZM10 232V231H9ZM206 232V231H205ZM209 232V231H208ZM200 233H202V231L200 230ZM210 233V232H209ZM208 233V234H209ZM210 234H212V233H210ZM26 235V234H25ZM32 235H34V236H37L38 237V239L36 240V241H33V242H30L29 241V237L28 236H32ZM204 235H206V234H204ZM250 235V234H249ZM248 235V236H249ZM2 236V237H1ZM16 237V236H15ZM18 237H19V235H18ZM17 237V238H18ZM237 239H239L238 238V236L236 237ZM241 238V237H240ZM19 240H20V238H18ZM25 239V240H24ZM250 239V238H249ZM253 239H254V237H253ZM18 240V241H19ZM227 240H229L230 242H228ZM235 240V239H234ZM240 240V239H239ZM129 241V240H128ZM131 241V240H130ZM191 241H194L193 239L191 240ZM213 241H220V242H222V243H219V247L220 248H222V252L224 253V254H226L227 256H229V258L228 257H225V256H222L221 254L219 255L217 252H218V250H220V249H218L217 247L218 246H216L215 244L213 245ZM241 241V240H240ZM252 242H256V241H254V240H251ZM133 242V241H132ZM258 242V241H257ZM210 243V244H209ZM235 243H236V241H235ZM242 243V242H241ZM128 244V243H127ZM130 244H131V242H129V245H127V246H130ZM231 244H233V243H231ZM237 244V243H236ZM235 244V245H236ZM253 244V243H252ZM197 245V244H196ZM241 245V244H240ZM243 245V244H242ZM244 245V246H245ZM243 246V247H244ZM235 246H233V248H234ZM241 247V246H240ZM238 247H236V248H234L235 250H238L237 249ZM242 248V247H241ZM218 249V250H217ZM227 249V250H226ZM201 250H202V252H201ZM242 250H244V249H242ZM241 250V251H242ZM3 251H6L5 253H3ZM195 251H197L196 249H195ZM210 251V252H209ZM245 251V250H244ZM74 253V251H72V254ZM220 253V252H219ZM246 253V252H245ZM247 253H248V251H247ZM250 253V252H249ZM100 254H102V253H100ZM26 255V254H25ZM240 255V254H239ZM247 254H245V256H246ZM121 256V255H120ZM241 256V255H240ZM245 256L244 257H242V258H245ZM252 256H250V257H252ZM88 257H89V259L90 260H92V261H96V260H98V259H100V258H102L103 257V255H99V254H95V253H89L88 254ZM247 257V256H246ZM28 259V258H27ZM207 259V260H206ZM204 261V260H203ZM232 261V262H233ZM161 261H157V262H155V264H161L160 263ZM208 263V262H207ZM73 264H80L78 261L77 262H75V263H73ZM230 264V263H229Z\"/></svg>",
	"mask_w": 264,
	"mask_h": 264
},
{
	"label": "water",
	"instance_id": "95a60500",
	"mask_svg": "<svg viewBox=\"0 0 264 264\" xmlns=\"http://www.w3.org/2000/svg\"><path fill=\"white\" fill-rule=\"evenodd\" d=\"M45 22V21H44ZM44 25H45V27H46V31L48 32V36H52L51 35V31H50V28L48 27V24L45 22V23H43ZM0 27H2V28H4V25H3V22H2V20H1V18H0ZM5 29H7V27L5 28ZM10 30H11V32L13 31V29L12 28H10ZM49 30V31H48ZM110 32H112V33H115V34H117L116 33V31L115 32H113L112 30H109ZM49 32H50V34H49ZM10 35V32H6V33H3V32H1L0 31V38H2V37H5L6 35ZM53 34V33H52ZM50 38V37H49ZM98 39V38H97ZM118 41H120V43L122 44V43H126L125 42V39L122 37V38H119V39H117ZM45 42V41H44ZM84 45H86V44H84ZM44 48H46V49H52V48H55V49H58V50H60L61 49V52L63 53V56H64V60H63V63L66 65V67H67V72H65L64 74H57V75H53V76H51V77H49V79L47 78V76H44V75H36L37 76V78L38 79H41V78H47L48 79V82H50V81H53V80H57V79H63V78H76V79H79V80H82L83 82H85L86 84H89V83H91V82H93L92 84L97 88V85H95V84H98L99 82H101L104 86H103V88L101 87V88H98V89H100L101 91H103L105 94H107L108 93V96H110V95H113L114 97L115 96H119V97H126L127 96V94L124 92V91H122L121 90V88L120 87H117V86H115V85H113L112 83L110 84L109 82H108V80L106 79V78H104L103 76H102V74H101V72H100V68H97V66H95V65H92V66H89V65H86V63L84 64V67L87 69V71H89L91 74H85V73H83V72H80V71H78V70H76L75 68H72L71 66H69V64L71 63V61L70 60H68L69 59V55H72L71 54V52H73L74 54H75V56L77 57L78 56V48H81V49H83V50H85V51H87L88 53H89V56L90 57H92V58H95V52L91 49L90 50V48H88L87 46H79L78 48H73V46H68V47H63V46H61L60 44H59V42L58 41H56L55 39H54V41H52L50 44H44V45H42ZM1 53V52H0ZM118 54L119 55H121V53H119L118 52ZM2 58H3V55H0ZM121 57L125 60L124 61V64L127 62V58H126V56L125 55H121ZM16 58V57H15ZM136 59V58H135ZM26 64L29 66H27L26 67V69L28 68L29 69V71L31 72V71H33V69L34 68H31V66H30V63L28 62V61H26ZM2 66V67H1ZM0 71L1 72H3V73H5V75L7 74V76H11V77H13V78H19V74H16V73H8L6 70H5V68H4V66H3V64H1V62H0ZM36 70L34 69V72H35ZM37 72V71H36ZM80 72V73H79ZM21 74H25V75H28V76H32L33 74L32 73H30V74H28L27 72H22ZM43 81V80H42ZM89 81V82H88ZM45 82V81H44ZM195 83H197V81L195 82ZM219 88H221V89H225L224 91L226 92V91H228L229 90V87H231V86H229V85H222V84H216ZM237 85V84H236ZM208 86H211V84H207V86H206V90H207V88H208ZM238 86H241V87H243L242 85H238ZM234 91H236L238 94V98H239V102H240V94H241V92H243V93H248V94H251L253 97H254V100H255V110L254 111H251V113L250 114H246V118H244V116H241L240 115V113L235 117V116H232L229 112H228V105H226L224 102H223V100H218L215 96H213V95H209L208 96V98H214V99H216L218 102H219V104H221L222 105V107H223V109H224V112H225V114L227 115V116H231V117H235V118H237V119H243L244 118V120H246L247 122H249V123H263L264 122V115H262V114H258V112H257V110L259 109V111H261V112H264V101L260 98V92L259 91H245V90H241V89H239V88H236V87H234V89H233ZM220 93V95H221V92H219ZM140 101H143L144 103H146V100H144V99H141ZM247 103V101H245V104ZM123 104H124V110L127 112V115L128 114H130V111H128V109H127V104H126V101H125V99L123 100V102H122V108H123ZM140 105H142L144 108L146 107L144 104H140ZM109 113H115V111L114 110H112L111 108H109V107H106L105 108ZM146 109V108H145ZM242 113V112H241ZM114 115V114H113ZM86 116V115H85ZM115 116V115H114ZM116 116H118L119 118H120V115L118 114V113H116ZM129 116V115H128ZM100 121H102V119H98V122H100ZM103 122V121H102ZM111 134L114 136V135H116V130H115V128H113V127H111ZM173 132H175V133H185V132H179L178 131V129L176 128V127H174V129L172 130ZM185 135H187V132L185 133ZM137 141V140H136ZM257 141H259V142H261V139H256L254 142H246V144L244 143L243 144V147H241L236 153H234V154H231V155H229V156H227V157H225V158H223V159H221V160H217V162L216 163H214V164H210V165H208L207 167H206V170H204L203 169V166H200L197 170H196V172L192 175V176H190V177H188L187 178V180L190 178V179H195V178H197L198 177V175L199 174H210V175H212V176H215L216 174L214 173V172H210L209 170H207V169H210V168H213V167H217L218 165H223V163H226L227 164V159H231V160H233L234 158H237L241 153H243V152H245V151H247V150H249V149H259V150H263L264 151V144L263 143H256ZM190 143H192V142H190ZM175 149V148H174ZM142 150H143V152H142V156H140V155H138L137 153H135V150L134 149H132V150H130L129 151V153L130 154H132V155H136V157H137V159H138V161L139 160H143L144 162H147V164H148V169H150L151 170V172H152V176L154 175V174H156V177L157 176H160V175H163L164 174V172H162V170H160L158 167H156L155 165H153L152 163H149L150 162V160H148V158H147V155H146V152H145V150H144V147H142ZM91 152L93 153V155H95V151H86V150H81V151H77V152H73V154L76 156V158H83V157H88L90 154H91ZM176 153H177V155H178V152H177V150H176ZM86 154V155H85ZM233 155H235V157L233 158L232 156ZM98 158L100 159V160H102V163L104 162V163H107V164H109V165H111L113 168H114V170L116 171V172H118V174H120V172L122 171V170H120L118 167H117V165H115V164H113V163H111L110 161H107L106 159H105V157L104 156H102V155H99L98 156ZM103 163V164H104ZM103 164H101L102 165V171L105 173V174H107V171L105 170V167H103L104 165ZM229 167H230V165L229 164H227ZM213 166V167H212ZM108 175V174H107ZM108 177L113 181V180H116L115 178H113L112 176H109L108 175ZM154 177V176H153ZM218 177H219V179H220V181L222 180V175L221 174H218ZM155 178V177H154ZM166 180L169 182H171V186L173 185V190L174 191H178V192H180V189H182L183 188V186H182V184H181V182H179V179H178V182L174 179V180H172V179H170V178H168V177H166ZM149 182V181H151V183H153V181L151 180V179H142L141 180V182ZM224 201H226V199L224 198ZM237 218H239V219H242V220H245V218L242 216V215H239V216H236ZM203 218V217H202ZM189 230H191V232L192 233H194V231H193V228H192V226L189 224ZM205 229H210L211 230V232L212 233H214V232H216L217 234H218V237H219V231L217 232L216 231V229H214V228H212L211 226H206V228Z\"/></svg>",
	"mask_w": 264,
	"mask_h": 264
},
{
	"label": "snow or ice",
	"instance_id": "6c2138e0",
	"mask_svg": "<svg viewBox=\"0 0 264 264\" xmlns=\"http://www.w3.org/2000/svg\"><path fill=\"white\" fill-rule=\"evenodd\" d=\"M232 87H235V86H232ZM261 99H264V97H261ZM245 101H247L246 104H245ZM240 103L243 105V107H241V109H240L242 114L246 115L247 112L255 110V106H256L255 100L251 94L241 92ZM9 148H11V146H9ZM13 151H14V149H13ZM84 178L89 179V177L87 175ZM89 182L91 183L90 179H89ZM165 183H169V182L166 181ZM244 187H245V193L244 194L246 196H249L253 199H259L261 205H264V186H262V189L259 193H253V192L247 191V187H248L247 185H245ZM238 193H239V189L235 188L232 184L220 183L219 194L222 197H224L226 200H228L231 205L235 206V207H232L230 210L236 211L238 216L243 215V217L246 219L248 217V213L251 211V205L248 203H244L243 212L240 213L239 205H240L241 201L237 198ZM172 199H176V197H172ZM184 203L185 202L183 200H181V204L183 205ZM262 217H264V214H262ZM229 219L231 220L232 217H229ZM232 235H233V237H237L239 234L236 232H233ZM240 239H242L243 243H245L246 245L251 246L252 241L247 236L241 237ZM201 240H203L205 243L209 242V238H207L203 233L201 234ZM217 243H222V242L217 241ZM238 243H239V241H238ZM259 247L262 250H264V229H262ZM262 258H264V257H262Z\"/></svg>",
	"mask_w": 264,
	"mask_h": 264
},
{
	"label": "crops",
	"instance_id": "0c3cea01",
	"mask_svg": "<svg viewBox=\"0 0 264 264\" xmlns=\"http://www.w3.org/2000/svg\"><path fill=\"white\" fill-rule=\"evenodd\" d=\"M50 72H51V70H49ZM57 71V70H56ZM53 72H54V70H53ZM105 94V93H104ZM55 126H53V128H54ZM15 128H17V127H15ZM43 128H45L44 126H43ZM46 130V129H45ZM44 132H46V131H44ZM47 132H50L51 134H52V131H47ZM57 135V134H56ZM57 140H59V139H57ZM64 143V142H63ZM66 144V143H65ZM71 148V147H70ZM73 149V148H72ZM146 152V151H145ZM239 176V175H238ZM237 176V177H238ZM232 179H234L235 180V178H232ZM213 199V198H212ZM213 200H215V199H213ZM215 201H217V200H215ZM172 202L173 201H169V203L172 205ZM217 202H219V203H225V201H217ZM252 208V207H251ZM239 209H241V208H239ZM251 211H254V209L252 208L251 209ZM207 224H208V222H206ZM231 224V223H230ZM237 224V223H236ZM211 225H213V228H217V226H214V223L213 224H211ZM231 225H233L234 226V224H231ZM235 227V226H234ZM219 231V230H218ZM220 234H225V233H223V232H221ZM226 235V234H225Z\"/></svg>",
	"mask_w": 264,
	"mask_h": 264
}]
</instances>
